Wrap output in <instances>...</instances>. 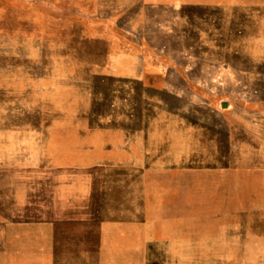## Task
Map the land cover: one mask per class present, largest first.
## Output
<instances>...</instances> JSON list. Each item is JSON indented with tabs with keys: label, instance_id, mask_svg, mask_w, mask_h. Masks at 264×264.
<instances>
[{
	"label": "rangeland",
	"instance_id": "1",
	"mask_svg": "<svg viewBox=\"0 0 264 264\" xmlns=\"http://www.w3.org/2000/svg\"><path fill=\"white\" fill-rule=\"evenodd\" d=\"M14 185L0 264L75 205L80 264H264V0H0L1 219Z\"/></svg>",
	"mask_w": 264,
	"mask_h": 264
},
{
	"label": "crops",
	"instance_id": "2",
	"mask_svg": "<svg viewBox=\"0 0 264 264\" xmlns=\"http://www.w3.org/2000/svg\"><path fill=\"white\" fill-rule=\"evenodd\" d=\"M17 186L14 185L12 194L10 195V200L14 205V216L9 219L0 218V255H15L21 252V250H29L30 254L37 253L39 251V240L38 233L31 232L30 234H24V225L34 226L39 224L38 221H23L19 214L21 213L23 206L20 201L17 200ZM32 190H30L29 195V205L33 202ZM53 200V199H52ZM70 200V197L67 199ZM71 209V214L69 216L64 215L56 220L48 221L47 224V234H46V255L47 264H80L77 257H85L86 255L97 256L101 254L102 249V239H103V222L97 221L92 223L94 226L90 230V233H76L68 231L70 226H81L87 224L88 221L84 219L82 214L86 212L85 209H81L76 205ZM91 223V222H90ZM108 224L110 222L108 221ZM63 225L66 227L59 231L58 226ZM90 225V224H89ZM88 225V226H89ZM14 231H11L13 230ZM16 229L18 231H16ZM10 230V231H8ZM90 234V235H89ZM87 236H90L89 238ZM81 240L85 242L89 240L88 246L81 244ZM26 241L28 244H26ZM67 243V245H66ZM71 255L75 257L68 260L59 259L60 256ZM86 263L81 264H96L89 263L87 260H83Z\"/></svg>",
	"mask_w": 264,
	"mask_h": 264
}]
</instances>
